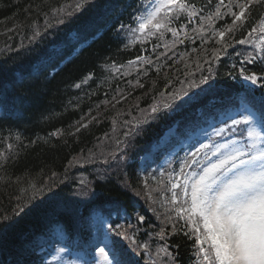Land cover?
Returning <instances> with one entry per match:
<instances>
[{"label": "trees", "instance_id": "16d2710c", "mask_svg": "<svg viewBox=\"0 0 264 264\" xmlns=\"http://www.w3.org/2000/svg\"><path fill=\"white\" fill-rule=\"evenodd\" d=\"M76 2L0 0V264H54L47 260L60 234L72 251H94L99 216L109 224L110 249L122 250L129 264H197L195 237L173 233L167 219L177 229L184 224L168 203L172 176L151 167L143 174L140 161L147 153L158 160L243 105L264 115V82L252 85L239 74L243 67L264 76V64H241L256 50L237 43L251 39L264 8L226 34L222 48L212 32L230 25V15L213 29L205 25V39L192 31L218 0H190L203 11L191 22L186 15L174 20L178 36L157 33L143 43L133 42L140 34L131 30L148 0H88L80 11ZM173 127L177 137L153 152ZM117 225L149 251L134 250L116 235ZM161 247L174 259H158Z\"/></svg>", "mask_w": 264, "mask_h": 264}, {"label": "snow or ice", "instance_id": "6c2138e0", "mask_svg": "<svg viewBox=\"0 0 264 264\" xmlns=\"http://www.w3.org/2000/svg\"><path fill=\"white\" fill-rule=\"evenodd\" d=\"M87 2L88 0H77L75 11H80ZM208 3L211 4L212 0H208ZM257 6L264 8V0H227V3L225 0H218L215 10L201 17L199 27L193 28L192 31L200 33L201 38L205 39V25L208 29H213L216 19L230 15L233 17L230 25L223 30L212 32V36L218 38L216 42L225 48L226 34L242 28ZM222 8H226L227 13L222 12ZM233 8L238 11H233ZM58 11L63 12L64 9ZM199 11L203 9L198 10L190 0H148L140 15L135 17L137 27L131 31L140 35L134 37L133 42L138 40L143 43L149 35L157 33L162 38L164 32H171L173 37H176L179 35L178 31L170 27L173 21L181 15H186L191 22ZM72 14L67 12L69 16ZM247 35L251 39H240L237 43L250 44L256 54L249 53L241 64H256L258 60L264 64V19ZM164 47L168 48L169 45L165 43ZM219 52V49L214 50L213 59L220 58ZM143 62L150 63L149 60ZM128 63L134 65L136 61ZM261 71H264V68ZM239 74L244 81L252 85L264 82V76L257 75L255 71L248 73L243 67L239 69ZM207 81L208 77H203L201 82ZM86 82L87 80L84 81ZM261 86L264 87V83H261ZM76 87L79 88L80 85L77 84ZM157 110V106L152 107V112ZM239 116V119L229 116L231 124L219 128L215 135L222 136L229 131L239 132L241 136L246 134L245 139L202 144L191 153L190 160L184 161L177 177L169 180L170 188L167 190L171 192V197L168 203L173 206L171 211L175 213V217L184 221V224L181 229H177L173 218L169 216L167 219L173 221V233L183 230L184 235L195 237L197 264H264V115L257 118L256 112L245 106ZM206 149L208 151H205ZM201 152L204 153L203 159L198 160V154ZM198 163V171H185V168H191ZM177 189L180 190L179 193ZM161 203L163 206V201ZM138 219L140 223L144 222L143 216ZM122 227L117 225L116 235L135 245L134 250L142 248L146 253L149 251L147 244L140 245L126 231L119 230ZM159 236L161 239L165 238L163 229ZM105 247L109 245L106 244ZM99 252L107 264H129L120 258L125 255L122 250L110 249L106 252L105 248H100ZM161 255L169 260L174 259L167 247L159 248L156 256L159 259ZM149 259H152L151 256ZM152 264H157V261H152ZM159 264H168V261L159 259Z\"/></svg>", "mask_w": 264, "mask_h": 264}, {"label": "rangeland", "instance_id": "374dc122", "mask_svg": "<svg viewBox=\"0 0 264 264\" xmlns=\"http://www.w3.org/2000/svg\"><path fill=\"white\" fill-rule=\"evenodd\" d=\"M245 106L246 105H243L242 109H240V110H233V111H230L226 115H221L220 121H212V123L210 124L209 127L201 130L196 135L197 136V141L195 143L196 149L199 148L202 144H206V143H210V142L225 143V142L231 141V140L241 141V140H238L236 138V136H234V134H231L230 132H225L223 134V135L227 136L223 140H220L217 142L214 139L223 136V135L222 136H216L215 135V132L219 128L226 127L227 123H229V122L231 124V120L228 117L234 116L236 119H239L240 118L239 113L245 108ZM260 117L261 116L259 114H257V118H260ZM166 138L169 139L168 136ZM190 142L184 144V146H186L185 149H183L179 146L175 151L171 152L163 160L162 166L165 168L176 158V156L178 154H181V158L178 159V163H180L179 164V166H180L179 170H180L184 161L186 159H188V157L193 152L192 149L191 150L189 149ZM163 143H164V141H163ZM205 151H207V150H205ZM203 156H204V153L201 152V153H199V156L197 159L202 160ZM146 159H149L152 161V159L150 157H147ZM146 159L144 160V162L146 161ZM213 159H214V157H213ZM141 170L144 171L145 168H143ZM96 235H97V238H96V242L94 244L96 250H95V253L92 255L94 260H89L90 259L89 255H88V259H87L86 255L81 253V252L80 253L71 252L70 247H66L65 246L66 244H63V245L57 246L55 249H53V251L50 254V258L47 261L52 262V263H56V264H86V261L88 260V261H93L92 263H88V264H107V262L104 260V257L100 254L99 249L105 248L106 252L110 251L111 234L109 232V224L105 219L102 218V216H99V220L96 223ZM106 237H107V239H106ZM58 241H59V243H65L66 239L63 237L62 234H60ZM40 242L44 243L45 241L41 240ZM106 244L109 245V247H105ZM109 259H111V256L109 257Z\"/></svg>", "mask_w": 264, "mask_h": 264}]
</instances>
